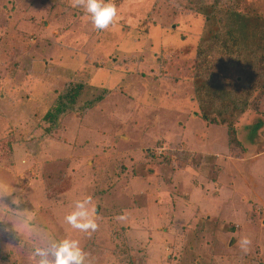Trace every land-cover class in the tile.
<instances>
[{
  "label": "rangeland",
  "instance_id": "1",
  "mask_svg": "<svg viewBox=\"0 0 264 264\" xmlns=\"http://www.w3.org/2000/svg\"><path fill=\"white\" fill-rule=\"evenodd\" d=\"M112 2L117 18L100 30L76 0H0V264H38L36 248L68 237L85 264H264L263 78L246 62L217 76L209 60L224 50L231 64L229 7ZM229 3L264 21V0ZM251 31L237 33L243 46ZM243 67L251 91H236L262 96L232 144L228 126L198 117L194 81L220 87ZM77 84L75 110L44 134ZM85 197L98 225L90 234L65 220Z\"/></svg>",
  "mask_w": 264,
  "mask_h": 264
},
{
  "label": "trees",
  "instance_id": "2",
  "mask_svg": "<svg viewBox=\"0 0 264 264\" xmlns=\"http://www.w3.org/2000/svg\"><path fill=\"white\" fill-rule=\"evenodd\" d=\"M239 0H214L212 4L213 10L215 12L220 13L222 11V6L229 7L227 18L230 20V28L226 32L227 40L225 46L229 49L228 55L229 62L231 64L226 65V60L228 54L223 51H213L209 53V60L211 58L214 59V63L217 65L215 75H219V71L229 70L233 71L236 69L235 67H240L241 63L246 62L250 66L254 65L257 68L256 74L263 79H260L263 83L259 85V82L256 85L264 88V32L258 31L259 27H264V21H259L258 19L248 20L244 18L237 10H234L236 3H229ZM251 26V33H246L248 36V43L243 46L242 34L237 36V33L245 26ZM251 36V38H249ZM216 39V37L214 38ZM210 41V38L205 40L206 43ZM252 42V43H251ZM251 43V44H250ZM250 44V45H249ZM206 44L200 46V54H205L204 48ZM207 49V48H206ZM221 57L223 59H221ZM211 62V61H209ZM221 62V63H220ZM213 65V64H212ZM198 66V65H194ZM246 70L237 69L238 72L231 74L230 80H236L238 78L237 83L235 82V86H232L230 80L221 85L220 87L210 86L207 82H205V78L201 80L194 81V89H195V103L198 106V117L203 120V122L207 124H215V125H223L228 126L232 139L230 143L237 144L238 141L235 138V124L237 119H240L244 116L249 110L257 107V101H251V98L260 97L262 95H240V89L245 90V92L251 91L250 87L245 89L241 85V81L244 79L246 82H250V78L248 77L247 67H243ZM242 70V71H241ZM234 75V78H232ZM252 74V78H253ZM228 79V76H227ZM252 80V79H251ZM253 85V84H252ZM233 87L230 92L227 88ZM237 87L238 88L236 91ZM84 86L82 84H77L76 86H71L67 89L64 95L60 96L57 102V107L52 112H49V115L45 118V123L47 124V128L44 129V134L51 135L55 126L57 125V121L67 114L69 111L75 110L76 103L78 101V97L83 91ZM257 88V87H256ZM258 89V88H257ZM215 91L218 95H210L211 91ZM219 91V92H216ZM254 91V89H253ZM180 104V103H178ZM183 106H186L182 104ZM191 108V107H190ZM49 118V120H48ZM237 130V129H236ZM1 144V142H0Z\"/></svg>",
  "mask_w": 264,
  "mask_h": 264
},
{
  "label": "clouds",
  "instance_id": "3",
  "mask_svg": "<svg viewBox=\"0 0 264 264\" xmlns=\"http://www.w3.org/2000/svg\"><path fill=\"white\" fill-rule=\"evenodd\" d=\"M84 8L86 19L95 28L103 30L114 23L118 8L112 0H76ZM91 197H85L75 202V210L65 217L66 222L81 232H94L98 225L94 216V208L90 209ZM244 251L250 241L245 237L238 242ZM34 256L39 257L38 264H85L87 253L77 239L64 238L53 243L50 248H36Z\"/></svg>",
  "mask_w": 264,
  "mask_h": 264
}]
</instances>
